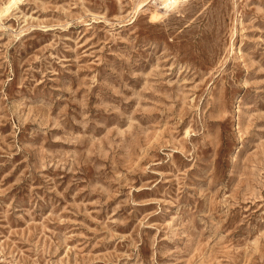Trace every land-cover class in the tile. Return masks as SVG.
Segmentation results:
<instances>
[{
    "label": "rangeland",
    "instance_id": "obj_1",
    "mask_svg": "<svg viewBox=\"0 0 264 264\" xmlns=\"http://www.w3.org/2000/svg\"><path fill=\"white\" fill-rule=\"evenodd\" d=\"M163 3L0 0V264H264V0Z\"/></svg>",
    "mask_w": 264,
    "mask_h": 264
},
{
    "label": "bare ground",
    "instance_id": "obj_2",
    "mask_svg": "<svg viewBox=\"0 0 264 264\" xmlns=\"http://www.w3.org/2000/svg\"><path fill=\"white\" fill-rule=\"evenodd\" d=\"M163 1H164V3H163L164 6L163 7H169V6H172L175 3V0H163Z\"/></svg>",
    "mask_w": 264,
    "mask_h": 264
}]
</instances>
